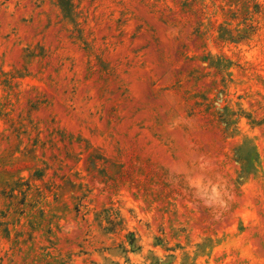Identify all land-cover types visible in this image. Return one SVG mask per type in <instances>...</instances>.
<instances>
[{"label": "rangeland", "instance_id": "374dc122", "mask_svg": "<svg viewBox=\"0 0 264 264\" xmlns=\"http://www.w3.org/2000/svg\"><path fill=\"white\" fill-rule=\"evenodd\" d=\"M0 264H264V0H0Z\"/></svg>", "mask_w": 264, "mask_h": 264}]
</instances>
